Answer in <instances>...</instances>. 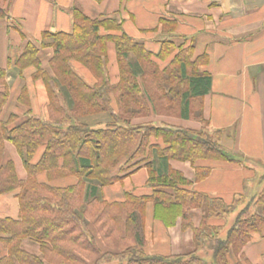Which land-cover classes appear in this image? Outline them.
Segmentation results:
<instances>
[{
	"label": "trees",
	"instance_id": "16d2710c",
	"mask_svg": "<svg viewBox=\"0 0 264 264\" xmlns=\"http://www.w3.org/2000/svg\"><path fill=\"white\" fill-rule=\"evenodd\" d=\"M6 14L0 2V19ZM101 28L110 32L121 29L113 20L92 21L77 11L71 34L53 35V78L40 70L37 50L31 44L17 62L21 69L36 66L35 77H43L50 99L49 122L32 118L12 130L7 129L10 120L0 122V160L3 143L9 142L22 156L27 172L26 180L18 181L12 163L0 166V195L20 190L19 219H0V244L5 252L0 254V264H228L230 251L238 255L251 234L264 230V187L247 201L223 238L221 230L207 225V219L227 215L223 201L212 198L206 220L198 228L193 227L192 210L201 206L203 196L186 189L191 183L167 167L159 173L150 171V196L126 194L124 202L113 204L100 198L99 189L118 182L124 166L138 159H159L163 167L169 160L191 164L199 160H236L222 148L221 133L206 130L202 99L210 92L212 80L209 74L200 72L204 58L194 59L193 46L179 48L161 69L142 44L125 34L101 36ZM108 44L114 46L119 68L116 87L107 81ZM172 50L171 43L163 42L157 57L165 60ZM72 61L89 70L96 80L94 86L86 85L75 74L70 67ZM3 76L0 71V78ZM57 92L63 97V107ZM6 96V91L0 93V110ZM100 113H109L110 121L96 127L81 121ZM152 114L198 121L203 128L193 131L164 125L132 126L133 120ZM40 148L39 159L32 163ZM147 167L151 170L150 163ZM41 173L46 175L47 183L38 181ZM207 174L205 169H196V180ZM69 176L77 178L74 186L51 185L53 180ZM148 201L154 218L164 226H174L181 218L182 230H192V253L162 257L143 251L140 221ZM250 207L259 211L251 212ZM90 225L107 246L117 251L101 254ZM23 239L40 245L44 262L22 251Z\"/></svg>",
	"mask_w": 264,
	"mask_h": 264
},
{
	"label": "crops",
	"instance_id": "0c3cea01",
	"mask_svg": "<svg viewBox=\"0 0 264 264\" xmlns=\"http://www.w3.org/2000/svg\"><path fill=\"white\" fill-rule=\"evenodd\" d=\"M7 10L0 19V93L7 92L0 110V122L10 120L12 130L28 119L49 122L50 103L46 83L38 75L36 66L21 69L19 58L28 44L37 50L40 70L54 77L50 61L54 56L53 35L71 34L74 15L78 11L94 21L113 20L120 25L119 32L103 28L99 35L125 34L142 44L152 54V60L165 68L179 52V48L193 46L194 59L204 58L200 72L211 76L210 92L202 99V117L209 133H221L222 148L235 161L199 160L195 164L159 159L135 160L124 166L120 180L99 189L100 198L107 204L122 203L126 194L134 197L150 196L147 186L149 173L163 170L179 172L191 184V193L203 196L199 208L192 210L193 227L206 220L212 198H219L227 215L220 219H207V225L218 230L228 226L229 216L237 213L239 205L255 198L264 187V0H0ZM167 22L168 25H164ZM163 42L173 45L172 54L165 60L157 56ZM105 69L107 81L116 87L120 81L117 58L112 44H108ZM70 67L88 86L95 78L79 63ZM59 104L63 97L57 92ZM111 106L116 111L115 99ZM67 113H69L67 111ZM81 121L90 127L102 126L110 121L109 113L86 116ZM132 126L153 125L169 129L200 131L198 121L152 114L132 121ZM40 148L32 158L37 162ZM12 163L18 181H25L27 172L22 156L9 142L3 143L0 166ZM151 164V170L147 164ZM196 169H205L207 176L196 180ZM153 173V174H154ZM47 183L44 173L37 176ZM75 176L53 180L54 187H69L77 183ZM261 187V188H260ZM20 190L0 195V219L18 220ZM239 203L235 204V200ZM252 208V207H250ZM255 210L254 212H258ZM239 213V212H238ZM237 213V214H238ZM235 217V216H234ZM236 219V217H235ZM234 219V221H235ZM142 220L143 251L149 256L174 257L194 251L191 229L182 230L181 218L174 226L166 227L154 218L153 206L147 202ZM233 225V224H232ZM101 254L114 253L105 246L93 226H89ZM22 251L44 262L40 245L30 239L20 243ZM0 254L5 252L0 244ZM228 264H264V230L254 233L242 251H230ZM16 264H18L15 261ZM44 264H46L44 262Z\"/></svg>",
	"mask_w": 264,
	"mask_h": 264
},
{
	"label": "rangeland",
	"instance_id": "374dc122",
	"mask_svg": "<svg viewBox=\"0 0 264 264\" xmlns=\"http://www.w3.org/2000/svg\"><path fill=\"white\" fill-rule=\"evenodd\" d=\"M260 188H261V187H260ZM242 206H243V204L240 205V206L238 207V209H237V213L243 208ZM250 210H251V212H254L253 208H251ZM237 213L233 214L232 216H229L230 218H229V220H228V226L225 227L224 230H221V231H220V235H221L222 238L225 236V232H226V230H227L229 227H231L232 224L234 223V219H235V217L237 216ZM234 216H235V217H234ZM140 222H141L140 229L143 231V228H142V221H140ZM105 246H106L107 248L112 249V250H116V248H112L111 246H107L106 244H105Z\"/></svg>",
	"mask_w": 264,
	"mask_h": 264
}]
</instances>
